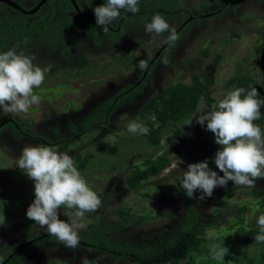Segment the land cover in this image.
<instances>
[{
  "label": "flooded vegetation",
  "instance_id": "1",
  "mask_svg": "<svg viewBox=\"0 0 264 264\" xmlns=\"http://www.w3.org/2000/svg\"><path fill=\"white\" fill-rule=\"evenodd\" d=\"M10 1L15 3L19 8L0 0V22L11 21L19 24L22 21L25 28H28L30 23L38 20V17L42 21H55L59 13L61 16L66 15L71 20H74L76 27L83 25L80 21L83 18H90L94 23L96 19L93 9L99 6L101 2V0H72L73 2L71 0ZM177 1L178 5L175 8L172 3L164 8L157 7L158 13L167 20L171 27L176 29L179 35V40L173 46H169L166 43V38L169 35L168 32L160 35L145 32L146 14L148 15L151 8L143 7L142 4L144 2L142 1L139 2L138 13L123 12L119 19L107 26V32L94 23L98 28L96 27L97 29L94 31L95 36L93 39L91 28L81 29L82 33L79 38L74 37L65 49H61L57 41H46L45 36L41 34L34 33L22 38L21 42L18 43V51L34 54V63L39 64L41 67L50 68L51 66H56V69L52 72L48 71L46 73L49 77L60 71L67 74L69 78H76L84 72L82 69L87 68L89 62L96 58H112V62L118 60L123 70L114 78L102 80L103 82L98 83L96 86H88L80 100H69L63 108L48 105H45L44 108L36 106L33 110H40L39 114L20 120L17 119L16 115H0V153L5 155V149L12 151L17 159L26 144H42L57 148L55 141L58 135L63 137L62 139L65 144L70 141L68 136H72L75 142L96 143L99 138H105L113 131L119 130L132 118H137V112L141 109V106L150 100L155 92L162 91L163 87H160V79L164 78L168 82V85H170L177 80L190 84V79L197 78L198 85L204 92L206 91L202 93L204 97L197 99L192 112L181 117V119L177 120V123L165 126V129L173 132L172 135H176L174 136L175 141L170 142V147L165 151L169 160L168 167L171 168L178 164V167L175 168L176 170H172L171 172L174 174L183 173L192 158L197 161V157L194 154L196 152L195 149L191 150L192 155L190 157L192 158L183 153L189 148L190 143L194 142L192 138L199 134H209L210 143H215V138L212 132L206 130V127H202L195 122V117H193L191 125H184L190 117L198 114V110L201 108L210 110L219 99H222L229 90L235 87L247 89L249 86H254L258 90V98L264 100V52L261 53L264 48V19L258 17L248 19L242 16L243 14L238 16L241 13L239 11H250L257 15L264 14V0H202L196 2L195 5L191 4L192 2H189V0ZM67 2L70 3L69 6ZM198 3L201 4L200 7H198ZM214 3L218 7L214 6ZM147 4H149V1ZM234 10L237 12H234ZM129 15L135 16L126 19ZM140 18L141 22L138 21ZM244 20L246 21V26L241 24ZM90 26L92 27L93 25ZM222 33L233 40L244 38L245 47L243 54L236 57L231 66L227 67L226 76L219 86H216L214 80L215 76L217 77L219 73L217 71L220 68V58L222 57L218 53L209 52L204 47V44L213 45L217 41L215 36ZM2 35L0 31V38ZM31 37L32 39H30ZM4 40L6 42L0 46V51H6L8 44H10L9 38L6 36ZM202 48L203 51H201ZM193 52L195 54L192 57ZM81 58L85 59V65L72 68L63 67L66 62L69 65H73ZM165 58H167V64L162 63ZM142 59L148 61V67L145 70H141L138 67L139 61ZM50 86L53 85H47L46 87ZM53 95H51V98ZM61 95H68V93L65 92ZM216 96L218 97L217 99ZM101 106L106 107L105 111L100 112L103 121L93 124L89 131L84 134L72 133L74 129L83 132L82 122L90 115H98L96 111ZM261 110L264 111V106H262ZM19 121H26V123L20 125ZM178 123L183 124L180 125L179 129H177L179 127ZM256 123L264 131V113H262L260 120L256 121ZM174 130L175 132H180V135L175 134ZM184 131L186 133H183ZM185 135H192V138L186 139ZM76 137L80 139L77 140L75 139ZM184 143H186L185 148L183 147ZM199 147L200 149L203 148L202 145ZM218 148L219 145L210 154L213 158ZM171 149L175 150L172 156L168 154ZM68 154L70 155V152ZM179 155L183 157V161L178 163L176 157ZM209 167L217 171L219 175H223V173L219 172V169L214 168L212 165H209ZM121 188L127 191L124 176H121L119 179H109L107 191L105 190L99 194L101 208L97 209L96 214H89V216L86 214L88 219L92 218L91 220H94V222L100 217L113 219V209L120 206L115 201ZM236 188L237 186L229 181L227 187L215 188L213 196L221 193L225 196L224 191H226L227 197L230 192L233 191L235 193ZM177 189L178 182L176 181L175 185L170 189L171 191L169 193L166 191V197L180 192ZM252 190L255 191V194L247 199V203H244V209L246 208V210H240V208L238 212L233 210L234 213H243L245 224L251 223L252 220L264 213L262 211L264 210V179L257 181L256 186ZM107 195H110V198H106ZM199 195H197V198ZM181 196L185 203L184 194L181 193ZM203 201L198 203L202 209L197 214V218L199 215L205 217L210 215L204 214L208 205ZM211 203L214 207L213 200ZM247 206H250V209H247ZM184 208H186L185 204H182L181 207L179 206L177 218L169 222L173 223L176 221L183 213ZM90 223H87L79 230V235L85 239H90L91 233L87 229ZM149 230L146 229V232ZM120 231H133V229L126 226L121 228ZM140 231L145 234L144 230ZM36 233L38 232L33 233L34 239L37 238ZM137 236L138 234L134 232L133 237L136 238ZM23 238L25 236L18 237L19 241ZM87 244L85 241H80L76 249H69L62 245L59 252L52 253L49 251L48 254L32 248L22 257L23 261L18 263L13 262L12 264H35V262L36 264H81L82 257L86 256L89 258L100 254L94 250H87ZM47 246H50V243ZM228 248L235 252L243 250L241 246H235L234 244H230ZM34 249H36L37 254L33 251ZM14 250L10 245L5 244L3 238L0 239L1 262L5 260L3 264L17 253L12 254ZM252 250L253 248L251 247L249 251ZM51 253L55 256V259H51ZM259 253L255 251L251 253L245 252L242 256L237 255L236 259L232 262L246 264L248 258L252 257L254 264H262L263 261L258 258ZM19 259L21 260V258ZM106 259L107 256H102L99 259L93 258V261L97 264H102ZM94 262H89V264H94ZM117 264L124 263L119 262ZM211 264H218V262L212 260Z\"/></svg>",
  "mask_w": 264,
  "mask_h": 264
},
{
  "label": "clouds",
  "instance_id": "2",
  "mask_svg": "<svg viewBox=\"0 0 264 264\" xmlns=\"http://www.w3.org/2000/svg\"><path fill=\"white\" fill-rule=\"evenodd\" d=\"M139 2L140 0H107L93 9L96 25L107 32V26L120 18L121 10L138 13ZM144 28L145 32L156 35L168 32L166 43L169 46L175 45L179 40L176 29L159 13L154 14ZM18 48L19 45H16L0 51V115L4 116L27 114L32 105L40 103L41 97L34 90L43 84L46 73L50 70L34 63V54H26L18 51ZM162 63L167 64V58ZM138 67L141 70L147 69L148 61L140 60ZM258 96V90L254 86L247 89L235 87L210 110L201 108L198 114L185 122L184 125H191L195 117L196 123L214 134V142L219 145L214 163L219 172L223 173L219 175L210 168L208 159L189 163L181 182V187L189 198H193L197 191L200 192V201L211 198L215 188L227 187L229 181L235 186L253 188L257 181L264 179V131L256 123L261 118L264 100ZM127 131L136 135H148L150 129L143 122L129 121ZM169 137L170 135L162 137L160 143L165 144ZM66 146V152H62L55 146L26 144L17 159L13 156L14 167L11 172L19 168L34 182V200L26 210L27 219L46 229L64 247L76 249L80 244L79 230L85 226L81 221L86 213H92L100 207L101 200L78 170L74 159L67 153ZM61 209H66L64 217L67 219L60 218ZM237 215L242 219L241 228L248 227L259 232L252 241L264 242V213L256 218L258 227L253 226L252 222L245 224L243 213ZM5 219L4 215L0 217V225L5 223ZM207 239L213 242L204 254H209L211 262L215 260L218 264H223L228 248L211 233ZM33 251L37 254L36 249ZM89 262L94 261L88 260L86 256L81 258V264Z\"/></svg>",
  "mask_w": 264,
  "mask_h": 264
},
{
  "label": "trees",
  "instance_id": "3",
  "mask_svg": "<svg viewBox=\"0 0 264 264\" xmlns=\"http://www.w3.org/2000/svg\"><path fill=\"white\" fill-rule=\"evenodd\" d=\"M141 1L144 2L142 4L143 7L151 8L148 15L146 14V23L150 22L152 16L158 13L157 7L164 8L172 3L175 8V6L178 5L177 0H140V2ZM148 1L149 4H147ZM103 3H106V0H101L99 4L101 5ZM69 4L70 3L67 2L68 6ZM123 12L125 13L128 11L121 10V14ZM132 16L129 15L126 19H129ZM80 21L83 25L81 27H76L74 25V20H71L66 15L61 16L60 13L55 21H42V19L38 17V20L30 23L28 28L24 27L22 21L19 24H15V22L11 21H2L0 22V31L3 35L0 38V46L6 42L4 40L5 36L9 38V42H13L8 44L9 49L18 45L22 38L37 33L44 35L46 41H57L61 49H65L67 44L70 43L74 37L79 38L82 33L81 29L91 28L93 33L92 39L94 38V31L98 28L94 25V23L96 24V21L94 20L93 23L90 18H83ZM138 21L141 22V18ZM90 25L93 26L91 27ZM30 39H32V37ZM85 64V59L81 58L73 65H69L66 62L63 67H81ZM49 69V72H52L56 69V66H51ZM190 80V84H185L180 80L174 81L170 85L166 86L162 91L155 92L153 97L144 103L141 106V109L137 112V116L142 117V119H144L143 123L150 129L148 135H141V137L148 144L157 145L163 137L165 126L167 127V125L177 123V120L181 119V117L192 112L197 103V99L199 97H204L202 93H205L206 91L204 92V90H202V88L198 85V79L192 78ZM105 109V106H101L99 110L96 111V114L98 115H90L82 122V127L84 129L83 132L74 129L72 133L84 134L89 131L93 124H96L98 121H103L100 112L105 111ZM18 123L22 125L25 124L26 121H19ZM175 134L180 135V132H175ZM78 137L75 139L79 140L80 138ZM62 138L63 137L61 135L57 136L55 141V145L57 146L56 149H62V152H66L65 143ZM68 138L70 141L73 140L72 136H68ZM192 139L194 142L190 143L189 148L183 153L190 157V155H192L191 150L195 149L196 152L194 154L197 157V161L190 157L192 160L189 163L201 162L208 159L209 165L216 168L214 158L210 154L214 151L217 145L215 143H210L209 134H199ZM96 144L102 145L99 140ZM200 145L203 146L202 149H200ZM184 146H186V143L183 144V147ZM70 153H72L75 165L79 170L85 165L84 160H86L87 157H81L77 150L71 151ZM168 164L169 160L167 154L162 151L160 153H156V156L152 155L150 157H146L133 164L128 172H124V182L125 185H127V191L133 192L139 197H148L147 193H140L139 190L144 188V186L149 183V177H153L155 182L159 181V173L168 167ZM178 174L180 176L177 180L178 191L184 194L185 192L181 187L183 173L179 172ZM9 179L10 176L7 175L2 181H0V187L1 185L7 183ZM224 192L225 196L221 193L211 197L213 203L217 206H214L213 212H218L225 208L226 191ZM198 194H200L199 191L194 193L193 198H189L186 193L184 194L186 203L184 204L186 208L183 209V213L180 217L171 223L170 228L160 226L163 223L157 220L159 219L158 217L152 218L151 215L147 213L131 214L129 212V207L119 206L113 209V219L100 217L95 222L93 220L87 227L91 233L90 239H85L80 236V241L88 243L86 246L87 250H94L100 253L93 256L94 259L107 256V259L102 264H117L119 262L124 264H180V261H184V264H211V259H209L208 253L202 255V260L198 263L191 259L193 253H196L199 250L200 242L205 240L209 241L204 235L205 227L209 224L217 225L220 223L219 220L213 219L211 220L213 223L207 224L205 221L207 218L203 215L198 216L199 219H202V221H199L197 214L201 212L202 208L198 204V202H200L197 198ZM240 206V210H243L245 207L244 204ZM99 208H101V205ZM156 209L160 210L161 208L156 207ZM65 211L66 209L60 210L59 215L61 219H65ZM262 211L264 212V210ZM153 219L154 221L159 222H157V225H159V229L162 230L156 231L153 235L146 233V229H144L145 234L141 233L140 230L143 229L144 224ZM236 222L241 225L242 219L238 216ZM126 226L133 229V231L121 232L120 229ZM243 229L244 228H242V230ZM222 230L223 234H228L235 238V242L233 243L235 246H241L242 243H248L250 238L247 237V234L254 232V229H248L245 232H241L240 230L231 231L228 227H223ZM35 232H38L36 233V239H34L33 235ZM134 232L138 234L136 238L133 237ZM22 236H25V238L19 241L18 237ZM1 238H3L5 244L10 245L13 250L17 248L22 241L25 242V239L26 241H30V243L22 247L19 252H17L5 264L23 261L22 257L32 248H36L48 254L49 251L52 253L59 252L62 246V244L54 236L47 233L46 229L39 227L30 219L23 222L7 223L0 226V239ZM49 243L50 246H47ZM52 253L50 256L55 259V256ZM19 258H21V260ZM227 258L228 259H224L223 264H239L232 262L234 261L232 256H228ZM250 263L254 264L252 257L248 258L246 264Z\"/></svg>",
  "mask_w": 264,
  "mask_h": 264
},
{
  "label": "rangeland",
  "instance_id": "4",
  "mask_svg": "<svg viewBox=\"0 0 264 264\" xmlns=\"http://www.w3.org/2000/svg\"><path fill=\"white\" fill-rule=\"evenodd\" d=\"M200 1L202 0H189V2H192L191 4L194 5L196 2ZM197 5L198 7L201 6L199 3ZM214 6L218 7V5L215 3ZM234 12L237 11L234 10ZM239 12L241 13L238 16L243 14L242 16H245L248 19L252 17L264 19V14L257 15L250 11ZM241 24L246 26V21H242ZM215 38L217 41H215L213 45L204 44V47L209 52L218 53L220 57H222L220 58V68L217 71L219 73L217 77L215 76L214 80L216 86H219L221 81L226 76L225 73L227 72V67L231 66L236 57H239L243 54L245 39H229L226 37V34L223 35V33L215 36ZM225 42L227 43L224 44ZM9 43L11 44L13 42L10 41ZM201 51H203V48ZM194 54L195 52H193L191 56L193 57ZM111 60L112 58H96L91 60L88 67L82 69L84 72L76 78H69L67 74L60 71L55 73L52 77L46 75L43 84L34 90L36 94L41 97V102L39 104L32 105L27 114H20L19 116L16 115L17 119L20 120L24 118H31L32 115L39 114L40 110H33L36 106H41L44 108L45 105H48L54 106L56 108H63L65 103L69 100H80L83 96V93L86 92V88L88 86H96L98 83H102V80L105 81L108 78H114L120 74L123 69H121L118 60L116 62H112ZM160 80L161 82H158H160V87H163V90L166 86H168V82L164 78ZM47 85L53 86L46 87ZM65 92L68 93V95H61ZM52 94L54 95L51 98ZM217 98L218 97L216 96V99ZM41 107L38 108L42 109ZM130 121L143 122L144 119L138 116L137 118H132ZM127 124L128 122L125 123V125L119 130L113 131L105 138H99L98 140L102 145H98L94 142L73 143L75 142L74 139L65 144L67 145V153L77 150L81 157H87V159L84 160L85 165L80 168L79 171L84 175L89 185L97 192L98 196L105 190L107 191L109 179H119L121 176H124L123 172H128L133 164L146 157H150L152 155L156 156V153H160L161 151L165 153V151L170 147V142L173 140L175 141L174 136L176 135H172L173 132L165 129L163 132L164 137L170 135L168 141L165 144L162 145L160 142L157 145L148 144L141 137V135L129 133L127 131ZM178 124V128L176 125L177 129L180 128V125H183L182 123ZM187 128H189V126H187ZM183 133H186V131ZM185 138L190 139L192 138V135H185ZM5 151V155L0 153V181H2L7 175L10 176V179L7 183L1 185L0 187V217L4 215L6 218L3 225L26 220V210L30 203L34 200V182L30 180L19 168L11 172L14 167L13 158L16 156L12 151H7L6 149ZM173 152H175V150L171 149L168 154L172 156ZM70 156L72 157V153H70ZM176 159L178 163L183 161V157L180 155L176 157ZM176 167H178V164L171 168L166 167L162 172L159 173V181L155 182L153 177L148 178L149 183L144 186V188L139 190L140 193H147L148 197H139L135 193L121 188L118 191L115 203L120 204L122 207H129L130 213H147L151 215L152 218L158 217L159 219L157 220L163 223L160 226L170 228L171 223L169 221L177 218L179 211L178 207H181L182 204H184L181 192H177L176 194L170 195L169 197H166L165 194L166 191L167 193L171 191L170 189L175 185L177 179L179 178V174H174L171 172L172 170H176ZM181 170L183 169L181 168ZM254 194L255 191L252 190V188L237 186L235 193L232 191L226 197L225 208L218 212L212 211V209H214L211 203L212 199L206 198L203 202H205L208 207L204 214L210 215L206 216L207 219H205V221L207 224H209L213 223L211 220L215 219L219 220L220 223L217 225L209 224L206 226L204 229L205 237L207 238L208 234L211 233L218 237L219 242L223 241L224 246L227 248L230 246V244H233L235 242V238L231 235L223 234L222 227H228L231 229V231L240 230L241 232H245L248 230V227H245L242 230V226L236 222L238 215L237 213H234L233 210L235 212L240 211V205L247 203V199ZM106 198H110V195H107ZM227 206L228 209L226 208ZM156 207H160L161 209L157 210ZM247 209H250V206H247ZM245 210L246 208L244 211ZM93 213L96 214L97 210L86 214L89 216V214ZM65 219H67V217H65ZM91 219L92 218L88 219V217L85 215V218L81 221V223L86 225L87 223L93 221ZM158 221H154V219L148 221L146 224H144L142 230L150 229V232H146L150 235H153V233L156 231H161L162 229H159V226H157ZM199 221H202V219L200 218ZM252 225L258 227L256 219L252 220ZM257 234H259V232L249 233V235H247L250 240L248 243L241 245L243 248L242 251L235 252L234 250L228 248V253L225 256V259H227L228 256H232L233 259H236L237 255L242 256L245 252L251 253L252 251H260L258 258L263 261L262 264H264V242L258 243L256 241H252L255 240V236ZM212 242L213 241L211 240L200 242L199 250L196 253H193L191 259L196 261V263L200 262L202 260L200 256L204 254V252L209 248V244ZM251 247L253 250L249 251ZM89 259L93 260V256L89 257L88 260ZM179 263L184 264V261H180Z\"/></svg>",
  "mask_w": 264,
  "mask_h": 264
},
{
  "label": "water",
  "instance_id": "5",
  "mask_svg": "<svg viewBox=\"0 0 264 264\" xmlns=\"http://www.w3.org/2000/svg\"><path fill=\"white\" fill-rule=\"evenodd\" d=\"M5 3H8L9 5H12V6H14V7H16V8H19L15 3H13L12 1H10V0H3ZM41 1H44V0H41ZM72 1V0H71ZM73 2V1H72ZM39 4H41V2H39ZM38 4V5H39ZM264 52V48L262 49V51H261V53H263ZM261 58H262V56H261ZM261 113H264V111L263 110H261ZM28 243H30V241H25V242H23V243H21L17 248H15V250L13 251V253L12 254H14V253H16V252H18L22 247H24L25 245H27ZM11 256V255H10ZM9 256V257H10ZM5 262V260H3L0 264H3Z\"/></svg>",
  "mask_w": 264,
  "mask_h": 264
}]
</instances>
